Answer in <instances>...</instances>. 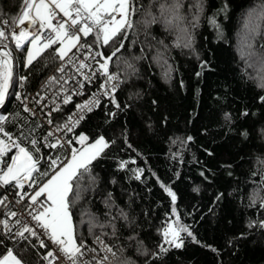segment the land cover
Wrapping results in <instances>:
<instances>
[{
  "label": "trees",
  "instance_id": "obj_1",
  "mask_svg": "<svg viewBox=\"0 0 264 264\" xmlns=\"http://www.w3.org/2000/svg\"><path fill=\"white\" fill-rule=\"evenodd\" d=\"M134 3L137 11L130 17L134 28L127 31V39L121 34L109 45L96 47L109 55L124 43L110 65L111 72L126 80L115 94L122 110L108 99L74 133L103 134L115 141L92 161L90 176L85 174L80 182L81 198L71 208L78 242H91L100 235L109 246H123L118 255L130 264H264V102L260 99L264 21H257L258 34L249 36L244 27L249 10L259 9L264 0H203L196 27L190 8L196 0H182L185 19L170 30L160 23L147 27L142 23L147 11L156 13L158 0ZM21 7L22 0H0V24L19 15ZM213 18L219 28L210 23ZM187 35L189 47L183 46ZM93 39L89 36L87 42ZM7 43L16 69L2 111L11 113V125H23L27 133L37 125L14 99L15 88L20 83L36 88L59 59L49 49L26 68L25 54L16 50L11 38ZM245 43L252 45L245 51L255 55L242 59L239 49ZM125 61L135 64V75H127ZM76 103L75 99L65 105L54 117L69 113ZM109 111L116 112L115 118L108 117ZM244 111L247 116L241 115ZM225 113L231 121L225 120ZM73 145L80 146L75 141ZM56 152L61 159L67 155L65 149ZM132 160L135 163L126 169L118 167L120 161ZM41 167L47 168V163ZM135 169H143L140 180L134 178ZM90 177H95L94 182ZM161 182L176 193L174 206ZM173 207L179 223L188 226L200 243L182 233L183 248H171L155 259L152 254L163 242L158 229L176 219ZM121 210L127 220L118 218ZM109 222L116 225L115 236ZM130 234L141 243L128 241ZM5 244L24 264H47L45 249L35 239L36 247L28 245L26 250V241L14 244L5 239Z\"/></svg>",
  "mask_w": 264,
  "mask_h": 264
},
{
  "label": "snow or ice",
  "instance_id": "obj_2",
  "mask_svg": "<svg viewBox=\"0 0 264 264\" xmlns=\"http://www.w3.org/2000/svg\"><path fill=\"white\" fill-rule=\"evenodd\" d=\"M183 7L182 0H158L156 13L147 11L142 23L146 27L160 23L170 30L178 21L185 19L181 15ZM190 8L194 9L192 26L196 27L203 11V0H196ZM136 11L134 0H22L19 15L13 17L10 22L4 20L0 24V47L8 49L7 41L11 38L16 50L25 54L24 67L31 66L49 49L53 50L62 62L57 69L59 73H65V68L72 66L74 75L67 78L64 75L52 76L45 85L46 88L53 85L58 86L53 96L62 97V104L72 103L73 96L85 95L86 84L93 83L97 78H103L98 86V92L92 93L83 102L76 103L75 111L67 117L66 121L62 124H55L42 136V139L34 134L35 128L25 133L23 125L18 134L7 131L4 125L8 122V117L0 115V188L15 190V197L18 198L15 200L16 204H22L27 198L24 212L18 213L8 207L11 203L8 195L0 196V207L7 209L3 214L6 218L0 219V226L3 229L0 231V246H4V252L0 253V264H24V261L15 254L14 249L7 247L5 239L14 244L26 241L25 250L28 245L36 247L32 244L33 239L40 248H47L48 245L41 237H46L52 245L56 246L67 264H130L128 260L121 259V255H118V253L122 254L123 246H109L100 235H95L99 251L95 247H88L83 240L78 242L71 211L73 205L81 198L83 189L80 182L85 174L90 176L89 166L92 161L100 157L105 149L115 141L107 140L103 134L90 137L83 132L74 134L65 140L64 136H58L57 133L65 135L75 133L76 127L87 118V115L100 106L101 97H107L117 110H122L115 94L121 83H125L126 80H121L118 73L110 71V63L113 57H116L117 53L124 48V43L121 41L109 55H105L102 51H95L94 46L97 48L107 46L121 34L124 39H127V31L134 28L130 17ZM257 21H264V4L260 5L259 9L253 7L247 14L244 27L249 36L258 34L260 24ZM210 23L219 28L215 18ZM183 31L187 33L186 28ZM89 36L94 37L92 43L87 42ZM190 42L191 36L187 35L183 46L189 47ZM160 43L163 42L160 41ZM57 45L58 47H54ZM245 48L251 49L252 45L245 43L239 49L242 59L255 55L252 51H245ZM141 51L143 52V49ZM142 58L145 57H135V59ZM124 65L128 76L137 73L135 64L125 61ZM205 66V64L201 65L202 68ZM169 71L170 69L166 68V76ZM197 75L201 73L198 72ZM77 76L81 79H77ZM20 79L24 81L27 77ZM12 80V51L0 50V107L5 104ZM69 80H74L76 83L71 90L65 87ZM260 86L264 88V78L261 79ZM37 97L34 101L37 105L46 99L39 93ZM16 98L20 99L19 93L16 94ZM260 99L264 102V96ZM53 103L54 107L46 114L48 125H53L52 112L61 110L60 104L55 103V100ZM44 107L47 105L45 104ZM125 107H130V105H125ZM24 111L35 116V112L26 105ZM107 115L115 118L116 112L109 111ZM241 115L247 116L248 112L244 111ZM224 118L226 121H231L229 113H225ZM244 135L247 136V133L245 132ZM187 139L190 141L192 137ZM73 141L81 147L79 149L72 147ZM65 144L71 149L68 157L61 159L59 155L45 157L41 154L42 148H63ZM13 149H15L14 154L9 156ZM41 161L47 163V168L42 169ZM129 163H135V161H120L118 167L121 170L126 169ZM133 171L134 178L140 180L143 169ZM203 175L204 173L201 172V176ZM90 178L94 182L95 177ZM177 178H179V173H177ZM26 186L32 189L31 194L25 191ZM160 186L171 198L174 206L177 200L176 193L162 182ZM194 190L198 191V189ZM109 199H111V194H109ZM105 203L107 204L108 201ZM261 207H264V202H261ZM172 216L176 219L170 218L165 226L158 229L163 242L157 245L158 250L152 254L155 259H160L171 248H183L182 233L191 237L192 242L200 243L188 226L179 223V215L175 207L172 209ZM118 218L127 220L128 216L121 210ZM13 220L14 223H10ZM108 226L112 228V235L115 236L116 225L109 222ZM261 226L264 227V222H261ZM100 227L103 228L105 225H100ZM127 240L141 243L135 235L131 234ZM89 253L92 255L86 259ZM143 254L147 255V252ZM50 257L52 260L59 259L52 250H49L43 258L48 260ZM52 260H49V264H52Z\"/></svg>",
  "mask_w": 264,
  "mask_h": 264
},
{
  "label": "built area",
  "instance_id": "obj_3",
  "mask_svg": "<svg viewBox=\"0 0 264 264\" xmlns=\"http://www.w3.org/2000/svg\"><path fill=\"white\" fill-rule=\"evenodd\" d=\"M18 31V29H17ZM95 51H99L96 47H94ZM73 51H76L75 49H73ZM61 61H58V63L56 64L54 70H52L50 73H48L46 75V77L39 83V85L34 88V89H27L24 85V83H20L14 91V99L19 102L21 104L22 109L24 110L25 105L32 109L35 112V116L31 115L30 113H28L31 117V119L36 123V125H39L40 127H38L35 131V135L37 137H40L42 139V136L44 134L47 133V131L51 130V128L55 125V124H62L66 121L67 117L72 114L75 111V107L69 112L66 113L64 115H62L61 117H57L55 118L54 116L56 115V113L60 112L62 110V108L65 106L64 104L61 103L62 97L61 98H56L53 96V93L57 90L58 86H51L46 88L45 85L47 83V81L49 80L50 77L52 76H61L64 75L65 78L74 75V69L72 68L71 65L67 66L65 68V73L61 74L57 71V69L61 66ZM77 79H81V77L77 76ZM102 77L97 78L93 81V83L91 84H86L85 85V95L82 96H73V101L76 99L77 103H81L83 102L85 99L89 98L91 96L92 93L94 92H98V86L99 84L102 82ZM121 79V78H120ZM21 84L23 85L21 87ZM76 86V83L74 80H69L68 84L65 85L66 88H68L69 90H71L73 87ZM121 87V85H120ZM119 87V88H120ZM19 93L20 94V99L16 98V94ZM40 94V96L46 97L45 100H43L41 102V104L37 105L34 101L38 98L37 94ZM55 100V103L60 104V108L61 110L58 112H52V116L51 119L53 120V125H48L47 123V113L54 107V103L53 101ZM72 101V102H73ZM105 101H108L107 97H101V104ZM47 105V107H44V105ZM100 104V105H101ZM41 109H43L41 111ZM97 109V108H96ZM95 109V110H96ZM0 115H4L7 116L8 119L11 116L10 112H5V111H0ZM13 124V123H12ZM5 128L7 131L13 133V134H18L21 130V125L19 124V126H14L11 125L9 123V120L7 123H5ZM78 127H76L75 131L77 130ZM74 133H67L66 135L63 133H57L58 136H64V139L67 140L69 138L72 137ZM72 147L78 148L75 145H72ZM58 149H65L67 151V155L66 157L70 156V147L65 144V146L63 148H57V149H48V148H42L41 149V154L45 155V157L47 156H57L59 155V153L56 152V150ZM15 149L12 150V153H9V156H11L12 154H14ZM66 162V161H65ZM44 163H46L45 161H41V165H43ZM0 190L2 191V196L3 195H8V199L9 201H11V203L8 205L9 208H11L13 211H17L18 213H23L25 210V205L27 204V198L25 199V201L22 204H16L15 200L18 199L17 197H15V190L10 189V188H0ZM25 191L29 192L31 194L32 189H28L27 186L25 188ZM7 209L3 208V210L0 212V219L6 218L4 217V212H6ZM19 218V217H18ZM10 223H14L13 221H10ZM0 230L3 231L2 226H0ZM42 239L45 240V243L48 245L47 248L45 249V252L43 253V257L46 255V253L49 250H52L54 252V255L59 257V259L56 260H52V258H48V260H45L47 264H49V260H52V264H67L65 258L60 254L59 250L56 248L55 245H52L51 242L49 240H47L46 237H41ZM87 244L88 247H95L97 248V250L99 251V246L96 244L95 239L91 242H85ZM91 253L88 254L87 258L91 257ZM100 255H104V253H100Z\"/></svg>",
  "mask_w": 264,
  "mask_h": 264
},
{
  "label": "water",
  "instance_id": "obj_4",
  "mask_svg": "<svg viewBox=\"0 0 264 264\" xmlns=\"http://www.w3.org/2000/svg\"><path fill=\"white\" fill-rule=\"evenodd\" d=\"M0 50L7 51V50H9V48H8V49H3L2 47H0ZM12 56H13V80H12V84H11L10 87H9V90H8V96L6 97L5 104H4L2 107H0V111L4 108V106L6 105L8 99H9V96H10L11 91H12V87H13L14 79H15L16 62H15V57H14L13 54H12ZM110 65H111V63H110Z\"/></svg>",
  "mask_w": 264,
  "mask_h": 264
},
{
  "label": "rangeland",
  "instance_id": "obj_5",
  "mask_svg": "<svg viewBox=\"0 0 264 264\" xmlns=\"http://www.w3.org/2000/svg\"><path fill=\"white\" fill-rule=\"evenodd\" d=\"M81 147V145L79 146V148Z\"/></svg>",
  "mask_w": 264,
  "mask_h": 264
}]
</instances>
